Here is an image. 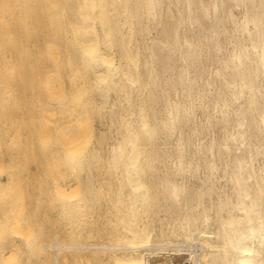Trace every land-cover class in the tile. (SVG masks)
I'll return each mask as SVG.
<instances>
[{
  "label": "bare ground",
  "instance_id": "1",
  "mask_svg": "<svg viewBox=\"0 0 264 264\" xmlns=\"http://www.w3.org/2000/svg\"><path fill=\"white\" fill-rule=\"evenodd\" d=\"M165 6H169L167 17ZM235 8H242L240 20L234 17ZM143 19L149 27L156 28V34L143 46L147 55L139 57L133 32L143 31ZM224 43L230 49L222 58ZM113 47L115 54L109 51ZM206 56H211V62L218 66L203 80L205 77L200 78L211 72L208 66L209 72L204 70ZM198 80L204 81L202 87L196 86L202 88L197 92H201L199 96L205 100L204 96L211 94L207 105L218 111L214 125L219 124L222 137L221 141L217 136L218 142L212 138L203 145L202 162L198 160L201 155H197L199 163H193L194 153L191 159V155H185L187 147L197 131L203 130L195 128V123L194 127L184 126L191 116V91L201 83ZM30 84L44 86L47 96L54 99L69 88L72 99L78 102L75 109L79 112L81 150L92 136L84 106L93 101L94 94L103 97L102 90L109 87L115 88L122 99H105L107 127L116 138L107 147L91 146L84 156L89 166L82 165L91 173L97 170L94 165L104 164L109 176L122 180L113 202L124 207L120 214L123 230L116 241L110 239L112 244H96L97 240L93 244L57 242L58 247H53L54 242L45 244L43 247L54 249L53 264L62 263V258L58 263V254L64 250L72 256L79 249L91 250L93 260H100V253L110 249L107 258L101 253L108 264H264V167L255 166L257 156L264 159V0H0V87ZM141 87L146 88L147 107L139 105L142 108L135 112L131 104L135 95L133 100L131 92H139ZM0 93L12 94L9 90ZM197 98V104L203 101ZM6 101L0 99V118L10 117ZM197 104L194 106L200 108L203 103ZM199 124L197 127L203 126ZM161 136L176 138L173 145L171 140L166 142L169 148L162 147V154L158 148ZM241 146L239 154L230 156L233 149L239 151ZM66 148L61 149L62 156ZM199 168L204 170L200 171L204 176H199ZM219 171L222 175L217 177ZM91 174H83V203L76 205L75 198L68 199L72 208H94L98 203L94 201L100 199L97 189L101 193L105 186L111 188L110 177L109 182L103 177L109 184L98 188L105 182L99 183V175L98 182L96 174ZM188 177H195L198 183L190 186ZM6 207L7 213L11 209ZM9 212L0 214L7 215L6 224ZM159 213H163L160 218ZM1 221L0 229L5 224ZM10 227L9 235L20 240L23 230L14 224ZM1 234L0 244H7L4 238L9 235ZM192 242L201 246V254L192 250ZM72 258L76 260L77 255Z\"/></svg>",
  "mask_w": 264,
  "mask_h": 264
},
{
  "label": "rangeland",
  "instance_id": "2",
  "mask_svg": "<svg viewBox=\"0 0 264 264\" xmlns=\"http://www.w3.org/2000/svg\"><path fill=\"white\" fill-rule=\"evenodd\" d=\"M168 7L169 6L164 7V14L166 17L168 14L167 13L168 9H169ZM241 11H242V8H235L234 17L236 16L235 17L236 20L237 19L240 20L242 18L240 16V15H242ZM236 14H238V15H236ZM141 26L143 27V31L142 30L139 31V30L135 29L133 32V38L135 40V44L138 47L139 57H143V56L147 55L143 46L146 42H148L150 37H152L156 34V28L149 27L148 23H146L145 20L143 22V25H141ZM117 40H118V38H117ZM117 40L114 42L115 44L113 43L115 47H116ZM115 47H113L112 49L109 50L110 53L114 52V54H115V50H114ZM227 47H228V49H227ZM229 49H230V45L227 44V46H226L224 43L223 50L221 52L222 56L221 55L220 56L222 58H224V55L225 54L227 55V53H225V52H228ZM143 50H144V52H143ZM222 53H224V54H222ZM114 60L117 61L118 57H117V60L114 57ZM211 61H213L211 56H208V57L206 56L205 59H203V64H204V62L207 64V65L204 64V70L207 69V66H208L211 72H209V69H207L205 72H209V73L204 72L205 74L200 79H203L205 77V75H207V74L208 75L206 77L208 78L210 75L213 74L214 66H215V68L218 66L217 65L218 63L217 64L212 63ZM209 64L212 66H210ZM206 77L203 80H206L207 79ZM120 78L123 79L122 76H120ZM121 79H119V80H121ZM203 80H198L197 83H199V81H201V83L195 84L194 85L195 88L193 87L194 90L191 91V94H192L191 100H192L193 95H194V100H192L193 103L190 101L192 103V106H193L192 110L195 109V107H196V105L194 106V104H197L196 98L199 96V94H201V92L200 93H197V92L201 91V89H202V88L201 89L197 88L198 89L197 90L196 86L202 87V85L204 83ZM142 88L143 87L140 88L141 90L138 89L139 92L136 91L135 89H134L135 93L133 91L131 92V97L133 96L132 99L134 98V95H135V98H134L135 100L133 99L135 102L132 101V99H131V101H132L131 104H133V106H135L132 110L135 112L137 109L139 110L143 106H144V109L147 107L146 102H145V99H146V94H145L146 90L145 89L146 88H144V89H142ZM6 90L11 91L12 94L11 95H2L0 93V99L7 100L4 104L7 106V109L10 113V115H9L10 117H7L5 115L6 117L2 116L0 118V140L2 141V143L0 144V210L2 209V212L6 213L5 212L6 209H4V207H6L9 204L10 206H8V207L11 210H9V209H7V210H8V212L11 211V213L9 212L11 214V217H9L10 219L8 218V220H7L8 223L6 224L5 223L6 219H7L6 214H8V212L5 215H0V221L2 219H3L2 220L3 222L5 221L4 222L5 224L0 229V232L2 230V234L1 233L0 234L3 235V232H4L5 236L7 234L9 235V233H11L10 232L11 231L10 225L14 224V225L19 226L23 230V234H22L23 236L20 240L18 238H16L13 234H12V236H10L11 234L9 236H7L8 240H7V238L6 239L4 238L5 242H7V244L5 242H4L5 243L4 245L0 244V249L2 248L1 245H3L2 249H4L3 250L4 253L2 252V250H0V254H1V252L3 253L2 255H0L1 256L0 257V264H5V263L11 264L10 263L11 260L13 262L12 264H32V263L33 264H53V261H51V260H53V257H51V256L54 255V252H53L54 249H52V247L51 248L43 247L45 244L46 245L47 244L49 245V243L52 244V242H54L53 247H55V245H57V244H55L57 242L59 244H62V245H66L67 243L68 244H70V243L84 244V242L85 243L87 242L86 244H93L95 240H97V241H95L96 244H101V243L112 244L111 243L112 239L115 240L117 238V236H119L123 230L121 225H120V219H121L120 214H122L121 211L124 210V207L122 206V208H121V205L118 206L117 205L118 203L113 202V200L116 196L115 193L118 190V186L121 185L120 183H122V182H120V181H122V180L119 181V179H116L117 177L112 174L111 170H109V173L111 172L112 176H109L110 174H108V171L105 170L104 164H101V166H100V164L94 165V168L98 170L97 171V170L93 169L94 172L91 171L93 166H92V168H90L91 166L88 167L89 169H91L90 170L92 173L91 174L89 172V170L84 167L86 164L84 162V158H85L84 156L86 155V150H89L91 148V146L97 145L98 147H101V148L107 147L111 142H113V138L114 139L116 138L115 137L116 134L115 133L112 134L113 130L108 128L109 123L107 124L108 117L106 116L107 115V108L106 107H107L108 102L110 100L117 98V97H118V99H121L120 96H117L118 95L117 90L113 87H109L108 89L102 90V91H104L103 97L98 95V94H94L93 101L90 104H87L86 106H84V108L82 109L84 114H87V116H88V119H86L87 120L86 124L89 128L92 129V136L87 140L86 145H85L83 150H81V148L83 146L81 147L80 144L78 143L80 141V138H81L80 126L78 123L79 112L76 110L78 108V102L76 100L72 99L71 93H70V90L68 87L65 88V94L58 99L48 97L46 94V88L42 85H39V84H30V85H26V86L14 85L13 87H7V88L0 87V92L6 91ZM141 93H143V94L140 95ZM91 94H92V91H91ZM139 95L141 97H139V100H138ZM195 95L196 96L198 95V96L196 97ZM207 95L204 96V98L206 97L205 100H203V97L201 98L200 96L198 98H201V99L197 98V101L203 100L202 102H198L199 104H197V105H200V103L201 104L203 103L204 105L202 104V106L200 108H199V106H197L195 110H193V111L191 110V112H193V113L190 112L191 116H189V121L187 122V124H185L186 127L184 126V129H186L187 127H194L193 124L195 123V128L203 130V131L200 130L201 134L198 132L199 131L198 130L197 135L195 134V136L192 138L193 140L191 139L192 142L190 143V144H192V146L194 148H195L194 145L196 144L195 149H198V151H200V152L198 153V151L196 150L197 151L196 152L197 154H196L195 149H193V147L190 146V144L188 146L190 148L188 149V147H187V151H189V152L186 151L188 154L187 153L185 154L187 156V158H189V156L191 155L189 158V159H191L193 153H194V156L196 157V158L193 157V160H192L193 163L198 162V161H196L197 157L200 156L201 153L203 154V151L201 149H203V147H205L206 145H208L210 143V139L213 138L211 141L216 140V142H218V141H221L220 138L222 137L219 124L214 125L216 123L215 117H217L218 111H217V109H215L217 112V113H215V110L212 111L211 109H209V108H212V107H208L209 99H211V94H210V96L208 95L209 97H207ZM105 99L108 102H106ZM262 102H264V100H262ZM135 103H137V104H135ZM123 105L124 104H122V106H121V104H120L121 107H125V105L124 106ZM139 105L142 107H140ZM232 105H234V104H232ZM121 109L123 111V108H121ZM193 115H194V117H193ZM205 118H206V120H208L207 121L208 123L206 122V120H204ZM191 121H192V123H190ZM214 121H215V123H214ZM188 123H190L191 126L188 125ZM201 123L204 126L203 129H202L203 126L201 125ZM210 123H213L212 124L213 126ZM198 124L202 127H199V126L197 127ZM209 124L211 127H213V128H211L212 131L209 128ZM107 125H108V127H107ZM205 129H209V130H205ZM109 130H111V131H109ZM96 134L100 135L99 138L100 139L102 138L101 141L99 138H97L95 136ZM112 135L113 136L115 135V136L111 137ZM217 136L219 138L218 141H217ZM160 138H161V140H160ZM160 138L158 139V141H160L159 142L160 144L157 142V145L159 144V147L157 145L156 146L158 148H160L161 154L164 153V151L161 152V149H163L164 147H166L167 149L169 148V146L168 147L166 146L167 143H170L169 140H171L170 145H173L174 144L173 142L176 141L175 136L171 137V139H168V138L166 139L165 137L163 138V136H161ZM162 139H164V140H162ZM195 139H197V140H195ZM200 140L202 142H204V144H202V142H200ZM163 143L165 144V146ZM198 143L200 145H197ZM203 145H205V146H203ZM199 146H201V148H197ZM64 147H67L66 148L67 152L65 154H63L64 156H62L60 154V152H61V149H63ZM166 148H164L163 150H166ZM241 148H242V146L240 147L239 151H238V149H236L237 152L235 149H233L230 152V156H233L235 154H239L241 151ZM234 150H235V152H233ZM201 158L202 159L198 158L199 162H202L204 157H202V155H201ZM83 163H85V164H83ZM257 164H258V167H264V159L261 158L260 156H257L256 161H255V166H257ZM81 166H83V168ZM86 166H89V165L86 164ZM103 166H104V169H103ZM86 169L88 170L87 172H85ZM106 169H108V168H106ZM201 169L199 168L198 174H199V176H201V175L204 176L205 174L204 175L201 174V172L203 173L204 170L201 171ZM103 170L106 171L105 172L106 175H105ZM99 171L103 172V173L102 172L101 173L103 174V177L106 179V181H108L107 179H109L108 177H110L109 181L110 182L112 181L111 182L112 183L111 188L109 187V185L105 186L109 181L108 182L103 181L104 178L101 177V175L99 174L100 173ZM86 173L91 174L93 176H95L93 174V173H95L96 176L94 177V179L97 178L96 181L99 182V179H101L99 183H101L102 181H103V183L105 182L104 184H100V186L98 187L96 185L98 183L96 181H94V183L96 182V184H95L96 187L103 188L105 186V189L103 188V190H101V193L97 189L99 196L97 195V193H96V195L100 198V199H98L97 196L95 195V199L96 198L98 199V200L96 199L94 201V202L98 201V203H96L98 206L94 203L95 206H97L96 207L97 209L95 208V206H94L95 209L92 206L87 207V208L85 207L86 210L88 209V211H89L88 213L85 209H83V207L72 208V203H69V200H68V199L75 198L74 203L76 205H80L81 203H83L82 186H83V183L85 181L84 178L86 176ZM83 174H85L84 178H83ZM98 175L100 178L98 177ZM216 175L218 177V176L222 175V173H220V171H219ZM82 178L84 179V181ZM188 178H187V182L192 181V183H193L192 184L191 182H189L190 184L189 183L188 184L190 186L191 185L193 186L194 184L196 185L198 183V181H196L197 179L195 177H192V178L188 177ZM152 181H153V183L151 182V185H154L155 182H154V180H152ZM219 181H220V184L222 182H223L222 184H224L223 179L221 181V178H219ZM106 187H109L110 191L111 190L112 191L109 192L108 191L109 188H107L108 192L105 191ZM120 188L122 189L123 187H119V189ZM114 190H115V192H114ZM112 197H113V199H112ZM99 202L101 203L100 206H99ZM107 202H109V203H107ZM8 207H6V208H8ZM89 208H90V210H89ZM92 208L94 209L93 213L92 212L90 213V211H92ZM81 209H83V210H81ZM83 211H85V212H83ZM10 214H9V216H10ZM117 214H119V215H117ZM159 214H160V216H158L159 218L161 217V214L163 216V213H159ZM1 216H3L2 219H1ZM80 216H82V221L84 219L87 220V221L86 220L83 221V224H85L86 226H84L82 224V221L80 222V220H81ZM91 216H92V218H90ZM114 217H116V219ZM13 218H15L14 220H17L18 224L16 221L13 220ZM93 218L95 221H97L96 223L98 225L94 223L95 221L93 220ZM108 218L112 219V222L113 221H115V222L113 224H111L110 223L111 220L109 221ZM113 219H115V220H113ZM107 220H108V222H107ZM157 220L158 219L156 218L153 222L154 224L152 223L153 227L155 228L154 229L155 232H156V229L158 227ZM85 221H86V223H88L89 221L91 223L86 224ZM116 222H117V224L114 225ZM92 223H93V225H92ZM117 227H119L120 232H119ZM5 229H8V231ZM95 229L97 232L94 231ZM78 230H80V232ZM117 230H118V232H117ZM6 231L8 232L7 234H6ZM107 231L109 234L107 233ZM110 232L114 233L113 236L111 233V237H110ZM105 233H106V236L109 235V238L105 236ZM77 234H79V235H77ZM81 234H82V236H81ZM46 236H48V237H46ZM12 237H15V238H12ZM54 237H55L56 241L54 240ZM98 237H99V239H101V238L102 239L99 240ZM103 239H104V241H102ZM110 239H111V241H110ZM33 240L35 241V245L33 244V242H34ZM17 241H19V242L17 243ZM113 243H114V241H113ZM192 243H194V242H192ZM5 245H7V247ZM9 245H12V246H10L11 249H10ZM40 245H41V247H39ZM193 246H194L193 248H195V249L192 248V250L194 252L197 251V254H201V252L203 251V249H201V246L197 245V243H194ZM197 246H199V247L196 248ZM4 247H6V248H4ZM57 247H58V245H57ZM43 249H44V252L42 251ZM66 249L69 250L68 248H66ZM62 250H64V249L61 248V251ZM79 250L81 251V249H79ZM83 250L85 251L84 252L85 256H83L84 255L82 253ZM105 250L102 251L101 253L104 252L103 254H105L106 256L105 255L104 256H105V258H107L108 255L111 253V252H109L111 250L110 249L109 250L105 249ZM198 250H200V251H198ZM76 251H78V250H76ZM80 251H78V253L76 252V254H75V255H77V258H76L77 261L74 260L75 258H72L75 256L74 254H72V256H70L71 254L69 255L68 251L66 253V250L63 251L65 253H62V252L59 253V251H58V253H59L58 254V256H59L58 257V263L62 262L60 264H74V263L75 264H98L99 261H102L101 262V264H102L106 260L103 257V254L101 255V253L99 255L101 258L98 257V259L100 258V260H97V259L93 260V258H91L92 256L90 255L91 250L88 249V251H86L85 249H82L81 253H80ZM10 252H12L11 255H9ZM41 252H43V253H41ZM70 252H71V250L69 251V253ZM183 252H184V250H183ZM185 252H187V251H185ZM62 254H64V255H62ZM78 254L82 257V259L80 256H78ZM4 256H7V258H4ZM49 256L51 259L49 258ZM78 257H80V259ZM64 258L66 260H68V262L66 260H65L66 262L63 261ZM103 258H104V260H103ZM60 259H61V261H60ZM4 260H6V261H4ZM69 260H71V262ZM72 260L74 261V263ZM50 261H51V263H50ZM88 261H89V263H88ZM95 261H96V263H95ZM107 261L108 260H106V262ZM105 263H103V264H105ZM106 264H108V263H106ZM109 264H111V263H109Z\"/></svg>",
  "mask_w": 264,
  "mask_h": 264
}]
</instances>
